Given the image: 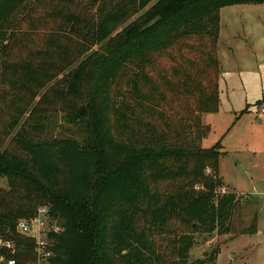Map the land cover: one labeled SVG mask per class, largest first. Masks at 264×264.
I'll return each instance as SVG.
<instances>
[{
	"label": "trees",
	"instance_id": "trees-1",
	"mask_svg": "<svg viewBox=\"0 0 264 264\" xmlns=\"http://www.w3.org/2000/svg\"><path fill=\"white\" fill-rule=\"evenodd\" d=\"M242 4L264 0H0L7 256L33 264L16 225L48 205L52 264H217L220 247L190 260L196 234L230 233L241 196L220 192L203 114L220 105L221 9ZM61 116L72 135L48 132Z\"/></svg>",
	"mask_w": 264,
	"mask_h": 264
},
{
	"label": "rangeland",
	"instance_id": "rangeland-1",
	"mask_svg": "<svg viewBox=\"0 0 264 264\" xmlns=\"http://www.w3.org/2000/svg\"><path fill=\"white\" fill-rule=\"evenodd\" d=\"M220 24V105L217 112L203 114V122L210 125L211 131L203 138L202 146L210 148L221 141L226 151L221 162L223 183L242 195L231 232L196 234L190 260L220 247L217 264H264V113L260 110L264 104V4L224 7ZM18 54L17 49L11 53L16 59L25 56ZM162 66L168 72L170 62L163 61ZM258 101L262 103L258 105ZM56 123H51L49 133L73 134L68 129L71 124L62 116ZM225 185L220 191H228ZM2 186L8 188L7 178ZM256 215L257 232L243 233Z\"/></svg>",
	"mask_w": 264,
	"mask_h": 264
},
{
	"label": "built area",
	"instance_id": "built-area-1",
	"mask_svg": "<svg viewBox=\"0 0 264 264\" xmlns=\"http://www.w3.org/2000/svg\"><path fill=\"white\" fill-rule=\"evenodd\" d=\"M264 113V104L260 106ZM220 192L225 193V188ZM64 230L61 223L51 215V208L48 205H41L37 208L34 216L18 220L16 231L24 236L33 238L35 241V260L33 264H52L51 259L55 256L52 249L54 240L53 234H59ZM17 243L13 239H0V264H17L14 257L7 256L3 250L14 252Z\"/></svg>",
	"mask_w": 264,
	"mask_h": 264
},
{
	"label": "crops",
	"instance_id": "crops-1",
	"mask_svg": "<svg viewBox=\"0 0 264 264\" xmlns=\"http://www.w3.org/2000/svg\"><path fill=\"white\" fill-rule=\"evenodd\" d=\"M220 30H221V24H220ZM219 41H220V37H219ZM218 46H219V42H218ZM224 149V148H223ZM222 149V150H223ZM223 152H226V151H224L223 150ZM224 156V153L221 155V157H220V175H221V177H222V180H223V176H222V174H221V162H222V157ZM224 185H225V183H223ZM225 186H227V185H225ZM228 187V191L229 192H232L231 190H230V188H229V186H227ZM237 194H239V193H237ZM240 195H242V194H240Z\"/></svg>",
	"mask_w": 264,
	"mask_h": 264
},
{
	"label": "water",
	"instance_id": "water-1",
	"mask_svg": "<svg viewBox=\"0 0 264 264\" xmlns=\"http://www.w3.org/2000/svg\"><path fill=\"white\" fill-rule=\"evenodd\" d=\"M204 256H206V253H204Z\"/></svg>",
	"mask_w": 264,
	"mask_h": 264
}]
</instances>
